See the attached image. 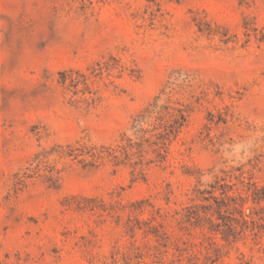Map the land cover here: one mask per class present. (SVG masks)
Masks as SVG:
<instances>
[{
    "label": "rangeland",
    "instance_id": "1",
    "mask_svg": "<svg viewBox=\"0 0 264 264\" xmlns=\"http://www.w3.org/2000/svg\"><path fill=\"white\" fill-rule=\"evenodd\" d=\"M0 264H264V0H0Z\"/></svg>",
    "mask_w": 264,
    "mask_h": 264
}]
</instances>
